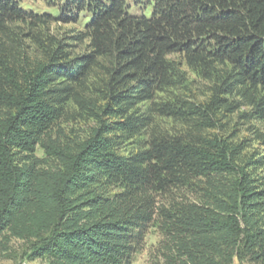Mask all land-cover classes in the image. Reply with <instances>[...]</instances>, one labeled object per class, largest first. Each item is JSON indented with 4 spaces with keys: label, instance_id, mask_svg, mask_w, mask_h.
Segmentation results:
<instances>
[{
    "label": "trees",
    "instance_id": "trees-1",
    "mask_svg": "<svg viewBox=\"0 0 264 264\" xmlns=\"http://www.w3.org/2000/svg\"><path fill=\"white\" fill-rule=\"evenodd\" d=\"M70 3L91 14L78 34L88 53L49 41L30 58L0 41V248L15 238L48 264H132L156 225L160 264H264V182L251 170L264 168V154L247 158L222 123L237 111L264 122V0H153L150 16L132 15L129 0ZM15 21L50 16L0 0V36ZM173 56L209 84L205 101L184 98ZM97 67L104 75L92 91ZM69 101L97 126L63 142L51 130ZM157 113L187 130L123 154Z\"/></svg>",
    "mask_w": 264,
    "mask_h": 264
},
{
    "label": "rangeland",
    "instance_id": "rangeland-1",
    "mask_svg": "<svg viewBox=\"0 0 264 264\" xmlns=\"http://www.w3.org/2000/svg\"><path fill=\"white\" fill-rule=\"evenodd\" d=\"M20 9L31 16L49 15L50 23L46 25H34L30 22L15 21L8 24L6 34L0 36V41L5 42L6 46L16 47V54H25L27 57L34 58L42 53L43 44L49 41L63 42L66 50L75 55L88 53L89 39L84 40L78 37L80 32H84L86 24L91 19V14L86 10H79L74 7L71 0H14ZM153 0H129L131 4L130 13L135 16H150L152 14ZM175 63L181 70L182 78L187 80V90L184 91V98L199 103L208 98L209 84L204 81L196 71L187 68L183 64L180 56H173ZM106 62V61H104ZM96 75V76H94ZM94 75L90 78V90L94 91L100 86L103 78V69L97 67ZM189 88V89H188ZM168 97L166 94L157 95V101ZM168 100V99H166ZM150 102H144L138 106L145 111ZM249 110L248 107H242L240 111ZM91 111H84L79 108L77 103L69 101L66 105L64 115L52 126L53 138L79 141L87 138L92 129L97 126L96 119L90 116ZM238 111L227 114L223 117L222 123L225 125L226 133L234 141H242L246 145L243 154L247 157H258V154H264V143L256 140V132L264 133V122L259 120H249L239 118ZM111 120H116L114 117ZM187 130V125L180 119L161 115H154V123L144 133L127 140L123 143L120 151L123 154L134 153L145 147L153 134H181ZM208 133H224L221 129H211ZM224 133V135H226ZM38 157H44L45 152L42 147H38L35 153ZM254 171L255 178L264 182V168L251 169ZM263 178V179H261ZM175 198H194L192 195L180 191L175 192ZM158 200L168 202L170 197H158ZM163 235L158 226L149 228L142 248L134 255L132 264H160L163 260L161 254V241ZM28 243L23 240L12 238L6 245V249L0 248V264H48L45 259H29L27 257ZM231 264H253L248 261L240 262L236 258Z\"/></svg>",
    "mask_w": 264,
    "mask_h": 264
}]
</instances>
